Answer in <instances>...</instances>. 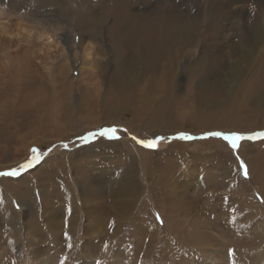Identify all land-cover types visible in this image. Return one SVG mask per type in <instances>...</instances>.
<instances>
[{
    "label": "rangeland",
    "instance_id": "obj_1",
    "mask_svg": "<svg viewBox=\"0 0 264 264\" xmlns=\"http://www.w3.org/2000/svg\"><path fill=\"white\" fill-rule=\"evenodd\" d=\"M162 10L171 82L163 54L130 85L117 44ZM257 29L264 0H0V264H264Z\"/></svg>",
    "mask_w": 264,
    "mask_h": 264
},
{
    "label": "bare ground",
    "instance_id": "obj_2",
    "mask_svg": "<svg viewBox=\"0 0 264 264\" xmlns=\"http://www.w3.org/2000/svg\"><path fill=\"white\" fill-rule=\"evenodd\" d=\"M126 6H128V2H126V1L124 3L121 2L119 5H114L107 13L100 14L98 17L102 20H105L104 16H112L115 20V23L118 24L117 28L115 29V30H117L120 28L119 23L124 22L125 18L127 16V14L125 15ZM157 19H158V21H156L153 25H147L148 22L146 20H141L133 28V33L131 35V41L132 42L130 44H126V45L125 44L124 45L117 44L118 52L123 54V55L128 56V60H124V58H127V56H124V58H122V61H123L122 67L126 68V70L128 72V74H124L123 77L128 79V81L133 80L130 83V85L135 81V77H137L142 72L154 71L157 59L160 57V55H163V54L165 56L170 54L171 61L168 62V64H167L168 68L164 74V77H163L162 81L159 82L161 84L159 87V90L162 88H165L164 86L169 85L170 84L169 82H171L170 76H171L172 68L174 65V61H172V57H174V55H172V49L173 48L177 49L178 47L179 48L182 47L183 44L180 43V40L182 38L184 40H187V33L183 34V35L181 34V36L177 37L179 29L181 28V26L183 25L185 20H184V17L182 15H180L178 17L171 16V13L167 12V10L160 11L157 15ZM100 24H101L100 22L95 21L94 27L97 28V27H99ZM130 24H131V21H130ZM176 24H178L179 27L176 31H174L173 29L175 28ZM188 27H189L188 30L190 31V33H192L195 29V26L192 27L191 24L188 25ZM182 29H187V27L184 26V27H182ZM181 30H180V32H181ZM214 30H215V28H214ZM263 31H264V29H262V30L257 29L256 35H255L256 38L258 36L260 37L261 32L263 33ZM91 37L92 38H98V32L96 33V31L94 30L93 33H91ZM260 40L261 39L259 38L256 42L259 43ZM253 41H254V39H253ZM257 46H258V44H257ZM247 49L250 52L253 50L250 47H248ZM248 50H246V51H248ZM242 54H243L242 57H245V58H247L249 55L248 52L247 53L242 52ZM241 60L243 62L245 61L244 58H242ZM122 67H120V68L122 69ZM233 68L234 67H231V69H233ZM237 73H238V71H237ZM219 86H220V83L218 82V80L214 79V81L212 83H210L209 85H207L206 87L210 91H212V92L215 91L218 93L219 92V89H218ZM111 88H114V90L115 89H119V90L124 89L123 85L121 84V76L120 75H118L117 78L113 81ZM207 89H204V90L207 91ZM202 93H204V92H202ZM217 93H214V94H217ZM225 254H227V253H225ZM206 256H205L206 259H208V261L212 264H214L215 258L219 257V260L222 257H224L223 259L226 258V256L224 254H222L221 252L218 253L216 251L208 252L206 254ZM233 260H234V258H233Z\"/></svg>",
    "mask_w": 264,
    "mask_h": 264
},
{
    "label": "snow or ice",
    "instance_id": "obj_3",
    "mask_svg": "<svg viewBox=\"0 0 264 264\" xmlns=\"http://www.w3.org/2000/svg\"><path fill=\"white\" fill-rule=\"evenodd\" d=\"M108 132H112V133H114L115 132V129H110V130H105L104 131V133H102V134H107ZM211 135H217V136H219V135H221L220 133H212ZM259 136H261V137H264V133H259L258 134ZM240 137H236L235 139H239ZM147 146H154V145H152V144H149V145H147ZM37 159H38V157H36ZM25 166H27V165H25ZM0 174H2V175H15L16 173H0ZM245 175L247 176V170L245 169Z\"/></svg>",
    "mask_w": 264,
    "mask_h": 264
}]
</instances>
